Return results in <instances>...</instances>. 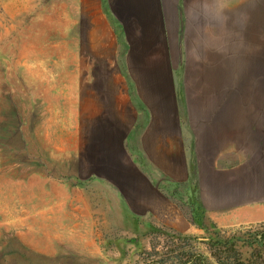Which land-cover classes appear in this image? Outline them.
<instances>
[{
	"label": "rangeland",
	"instance_id": "obj_1",
	"mask_svg": "<svg viewBox=\"0 0 264 264\" xmlns=\"http://www.w3.org/2000/svg\"><path fill=\"white\" fill-rule=\"evenodd\" d=\"M243 1L241 40L146 48V61L128 62L120 0H0V264H151L158 234L174 230L120 221L125 207L114 200L104 206L109 190L90 172L94 150L105 144L89 143L88 120L101 108L140 124L254 118L253 109L264 106V40H250L246 28L253 4L264 0ZM101 16L118 46L103 38L96 44ZM114 141L105 139L120 150ZM135 143L126 145V158L137 171ZM110 177L120 187L122 177ZM162 185L193 214L195 179ZM199 229L185 235L206 242L209 234Z\"/></svg>",
	"mask_w": 264,
	"mask_h": 264
},
{
	"label": "crops",
	"instance_id": "obj_2",
	"mask_svg": "<svg viewBox=\"0 0 264 264\" xmlns=\"http://www.w3.org/2000/svg\"><path fill=\"white\" fill-rule=\"evenodd\" d=\"M192 2L199 4L195 10ZM216 3L210 9L208 0H120V38L128 49V62L134 57L146 61L150 56L146 48L154 52L155 48L224 46L230 40H241V7L246 1ZM260 3L253 4L250 17L255 23L246 29L253 32L250 40L261 42L264 5ZM104 18L100 21L103 36L96 44L103 38L106 46H118L119 38ZM253 110L257 111L254 118L199 122L151 118L140 124L113 119L101 108L88 123L89 143L105 144L94 150L95 164L90 172L98 185L109 190L104 194V206L111 207L106 202L114 200L116 207H125V218L120 221L138 224L150 220L180 234H191L200 229L162 185L186 182L191 177L199 189L194 203L202 206L219 228L264 222V106ZM108 136L115 138L120 150L109 148L105 143ZM129 143L136 144L137 171L131 170L126 158ZM114 173L122 177L120 187L110 177Z\"/></svg>",
	"mask_w": 264,
	"mask_h": 264
},
{
	"label": "trees",
	"instance_id": "obj_3",
	"mask_svg": "<svg viewBox=\"0 0 264 264\" xmlns=\"http://www.w3.org/2000/svg\"><path fill=\"white\" fill-rule=\"evenodd\" d=\"M193 208V214L184 213L193 226L209 234L206 242L174 231L158 234L159 242L149 255L156 256L151 264H264V223L225 231L202 206L193 203ZM163 237L168 244H162ZM200 243L208 247L206 252L198 250Z\"/></svg>",
	"mask_w": 264,
	"mask_h": 264
}]
</instances>
